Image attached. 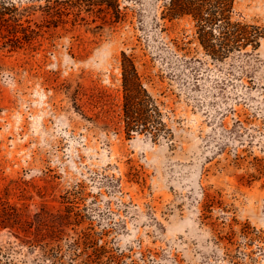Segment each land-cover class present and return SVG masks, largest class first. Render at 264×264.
<instances>
[{
	"label": "rangeland",
	"instance_id": "1",
	"mask_svg": "<svg viewBox=\"0 0 264 264\" xmlns=\"http://www.w3.org/2000/svg\"><path fill=\"white\" fill-rule=\"evenodd\" d=\"M166 2L0 0V264H264V38L214 59ZM123 51L168 137L127 135Z\"/></svg>",
	"mask_w": 264,
	"mask_h": 264
},
{
	"label": "trees",
	"instance_id": "2",
	"mask_svg": "<svg viewBox=\"0 0 264 264\" xmlns=\"http://www.w3.org/2000/svg\"><path fill=\"white\" fill-rule=\"evenodd\" d=\"M106 3L111 6L110 2ZM235 4L236 0H167L163 13L169 19L191 17L202 47L212 58L224 60L248 46L257 49L264 38V27L234 18ZM114 7L119 17L121 11L118 6ZM6 14L0 9V22L11 19ZM121 66V119L127 135L138 132L155 139L168 137L169 129L163 120L162 104L145 85L134 57L123 51Z\"/></svg>",
	"mask_w": 264,
	"mask_h": 264
}]
</instances>
